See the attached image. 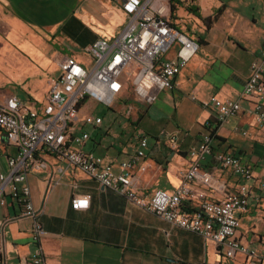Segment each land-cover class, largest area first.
Returning a JSON list of instances; mask_svg holds the SVG:
<instances>
[{
  "label": "crops",
  "instance_id": "obj_1",
  "mask_svg": "<svg viewBox=\"0 0 264 264\" xmlns=\"http://www.w3.org/2000/svg\"><path fill=\"white\" fill-rule=\"evenodd\" d=\"M187 6L215 19L207 27L185 11L194 24L186 30L200 46L176 76L175 88L158 83L155 89L135 88L133 73L126 74L121 92L107 110L100 111L102 115L89 106V101L99 103L93 99L80 105V117L100 116L101 124L80 121L78 126L90 133L87 149L111 163L115 172L134 152L139 138L147 137L141 167L133 171L135 187L147 197L155 189L173 191L179 186L191 161L189 149L211 131L214 152L235 154L253 169L252 178L245 180L221 168L213 155L203 162L229 189L247 185L248 209L239 214L237 236L257 250L256 261L264 264V121L258 119L250 100H242L239 114L221 122L212 107L202 105L212 95L235 100L242 92L250 63L259 60L264 50V0H187ZM178 11L174 16L180 22ZM127 20L121 0H0V103L14 95L30 109L41 108L59 77L58 62L73 56L89 68L93 58L86 47L101 37L112 40ZM172 55L174 50L167 54ZM151 94L154 97L148 100ZM161 130L176 133L177 145L171 146ZM15 153L16 147L0 144V172L8 169L7 158ZM44 160L41 170L28 173V183L45 229V264H249L248 256L227 258L223 247L218 249L200 235L168 223L64 160L46 153ZM206 194L218 198L210 191ZM77 195L89 196L87 208H72L71 200ZM188 205L192 209L195 201L189 200ZM0 220V257L5 264L32 257L36 252L32 218L8 199L0 206Z\"/></svg>",
  "mask_w": 264,
  "mask_h": 264
},
{
  "label": "built area",
  "instance_id": "obj_2",
  "mask_svg": "<svg viewBox=\"0 0 264 264\" xmlns=\"http://www.w3.org/2000/svg\"><path fill=\"white\" fill-rule=\"evenodd\" d=\"M121 5L128 15L122 30L112 40L101 37L86 47V53L93 58L89 68L73 56L63 57L58 62L59 77L52 83L41 108L30 109L14 95L0 103V144L16 147V153L7 158L8 169L0 172V206L10 199L21 214L33 220L31 236L36 252L30 258H23L20 264H45L42 250L45 229L41 211L32 202L28 183V173L45 166V153L64 160L101 186L126 196L168 223L200 235L218 249L223 247L227 258L245 255L250 258L249 264H258L256 259L260 255L257 250L237 236L239 214L248 209L247 185L242 183L237 189H229L226 181L203 162L207 156L213 155L221 168H229L245 180L252 178L253 169L235 154L214 152L211 131L203 133L198 144L189 149L191 161L179 186L173 191L155 189L150 197L138 192L133 173L136 167H141L140 162L148 147L147 137L139 138L138 146L127 160L120 163L118 172L113 170L111 163L104 162L101 155L85 147L90 133L79 128V122L98 126L102 117L92 114L80 117L79 108L84 100L93 99L106 107L111 106L123 88L122 76L126 75L127 68L133 73L135 88L147 85L155 89L158 83L162 88L172 90L176 76L200 46L199 40L174 16L171 0H121ZM171 50L174 55L168 57ZM249 67L244 88L235 100L212 95L208 101L202 102L215 110L218 121L239 114L242 100L253 102L254 113L264 121V50L260 59L253 60ZM153 97L151 94L147 99ZM161 133L168 135L171 146L177 145L176 133L165 130ZM261 186L264 188V181ZM206 191L218 198L209 197ZM189 200L195 201L192 209ZM71 206L77 210L87 208L89 196L73 197ZM2 233L3 222L0 220V243ZM261 240L264 256V235ZM0 264H5L1 257Z\"/></svg>",
  "mask_w": 264,
  "mask_h": 264
},
{
  "label": "rangeland",
  "instance_id": "obj_3",
  "mask_svg": "<svg viewBox=\"0 0 264 264\" xmlns=\"http://www.w3.org/2000/svg\"><path fill=\"white\" fill-rule=\"evenodd\" d=\"M178 2V3H177ZM176 3H177V5L179 6V7H177V8H175L173 11H175L176 9H179V11H178V14H180L181 16L180 17H178V19H179V21H180V24H182L183 26H184V28L185 29H189V28H192V27H194V24H193V22H189V20H188V17H186L185 16V11H186V5H187V0H178V1H176ZM182 11V12H181ZM181 18V19H180ZM125 73L127 74V75H130L131 74V71H130V69L129 68H127L126 69V71H125ZM88 104H89V106L90 107H94L95 106V108H94V111L96 112V113H98V114H100V115H102L103 113L102 112H100L102 109H105V110H107V107L105 106V105H103V104H99V103H95V102H88ZM154 111V112H153ZM157 110H152L151 109V114L152 115H154V113L157 115V112H156ZM160 125H158V127H159ZM86 148H87V146H85Z\"/></svg>",
  "mask_w": 264,
  "mask_h": 264
},
{
  "label": "trees",
  "instance_id": "obj_4",
  "mask_svg": "<svg viewBox=\"0 0 264 264\" xmlns=\"http://www.w3.org/2000/svg\"><path fill=\"white\" fill-rule=\"evenodd\" d=\"M178 0H171V2H176ZM174 6H173V10H174ZM186 10L189 11L190 13H193L194 15H196L198 18L202 19V21L206 24L207 27H209L213 21H214V17H202L201 14L198 12V8L197 7H192V6H187ZM174 13V11H173Z\"/></svg>",
  "mask_w": 264,
  "mask_h": 264
}]
</instances>
